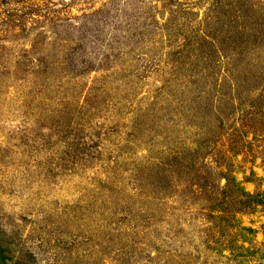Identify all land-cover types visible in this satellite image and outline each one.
<instances>
[{"label":"rangeland","instance_id":"1","mask_svg":"<svg viewBox=\"0 0 264 264\" xmlns=\"http://www.w3.org/2000/svg\"><path fill=\"white\" fill-rule=\"evenodd\" d=\"M0 264H264V0H0Z\"/></svg>","mask_w":264,"mask_h":264}]
</instances>
